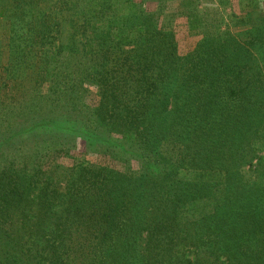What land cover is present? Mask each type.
Segmentation results:
<instances>
[{
    "label": "trees",
    "instance_id": "16d2710c",
    "mask_svg": "<svg viewBox=\"0 0 264 264\" xmlns=\"http://www.w3.org/2000/svg\"><path fill=\"white\" fill-rule=\"evenodd\" d=\"M146 1L0 0V160L23 151L0 172V264H264L261 0L213 31L198 0ZM174 2L201 36L185 53ZM44 97L43 117L15 111Z\"/></svg>",
    "mask_w": 264,
    "mask_h": 264
},
{
    "label": "rangeland",
    "instance_id": "374dc122",
    "mask_svg": "<svg viewBox=\"0 0 264 264\" xmlns=\"http://www.w3.org/2000/svg\"><path fill=\"white\" fill-rule=\"evenodd\" d=\"M138 2H143L145 6H147L150 9H154L156 6L155 2L152 1H144V0H137ZM232 1V5L230 9L225 10V8L218 3V1H214V0H198V3L200 4L201 9L203 10L204 13V28L205 30H210L213 31L215 26H219L220 24H222V28L224 27V18H228L229 16L227 15V12L229 13H236L238 16H242V10H241V4H242V0H231ZM170 7L168 9V13H171L173 11H177V17L176 20L173 23V29L175 30L176 34H177V38H178V42H179V47L182 53H185L189 50H191V48L197 43V41L201 38L200 35H192L189 31L188 25H187V16H186V8H179L178 3L174 2V3H170L169 4ZM260 7L264 9V0H261L260 3ZM167 14V13H166ZM229 20V19H228ZM225 21V22H228ZM9 24L6 21V19H3L0 17V39H7L8 35H9ZM6 59V58H5ZM94 87L92 86V89ZM95 89L90 91H94ZM93 96H94V92H92L90 95H87L86 97V101L85 102H92L93 101ZM80 102V101H78ZM21 103L23 104H18L15 105L14 108L16 112H23V114H29L33 116V117H43L44 115H46V108L47 107L49 109L50 104V100L48 101L47 98H43V99H32V101L30 100H24ZM11 104L9 102H5L3 104L0 105V135L5 134V132L7 131V126H8V114L10 112V106ZM19 107V108H18ZM66 110H68V108H64L62 109L63 114L66 112ZM14 111V112H15ZM69 118L72 117L73 120H77V119H81L82 117L78 115L77 112H73L70 111V114H68ZM68 116L62 115L63 120L65 119V117L68 118ZM80 117V118H78ZM13 123L18 122L21 124H25L24 121V117L23 116H15ZM83 120V119H82ZM83 121H79V122H84ZM66 128V127H65ZM45 136V135H44ZM70 139V138H69ZM71 139H74V137H71ZM46 140V141H45ZM66 140L64 138L61 137V139L59 140V143L62 144L61 147L67 148V146L72 147L71 150V154L74 157L73 159L76 158H82V159H88L90 161H95L98 162L100 164H107V163H112L115 166H119V168H123L125 169L126 164L121 163L120 161H116L112 158H110V156H105V155H88L89 150L86 147V145L83 142L78 141L77 142V146L73 147V142L71 143L69 142V145H66ZM40 146H43L47 143H50V141L48 140L47 136H45L44 138H27L24 139L23 141V146L27 149L30 148L32 149V145L35 146L36 144H38ZM65 144V145H64ZM68 144V143H67ZM76 145V143H75ZM60 163H62L63 165L60 167V169L58 170V176H65L66 174H68V169L67 166L71 165L72 163V159H69V157H61L60 158ZM23 164V151L21 150H17L14 148H7L5 149V158L3 160H0V172L4 171L5 169H7L9 166H15V167H21V165Z\"/></svg>",
    "mask_w": 264,
    "mask_h": 264
}]
</instances>
